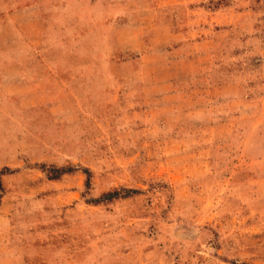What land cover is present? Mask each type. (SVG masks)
Wrapping results in <instances>:
<instances>
[{
  "label": "rangeland",
  "instance_id": "1",
  "mask_svg": "<svg viewBox=\"0 0 264 264\" xmlns=\"http://www.w3.org/2000/svg\"><path fill=\"white\" fill-rule=\"evenodd\" d=\"M20 2L0 264H264V0Z\"/></svg>",
  "mask_w": 264,
  "mask_h": 264
},
{
  "label": "crops",
  "instance_id": "2",
  "mask_svg": "<svg viewBox=\"0 0 264 264\" xmlns=\"http://www.w3.org/2000/svg\"><path fill=\"white\" fill-rule=\"evenodd\" d=\"M36 3L22 4L20 0H0V27L12 24V28L17 26L11 21H4V14L6 12L12 13L13 11H21L27 7L33 8ZM11 45L6 46L4 43H0V92H5L9 90V86L13 85L18 81V76L25 72V74L30 73L27 67L22 66L23 57L13 55L7 49ZM18 65V67H16Z\"/></svg>",
  "mask_w": 264,
  "mask_h": 264
}]
</instances>
